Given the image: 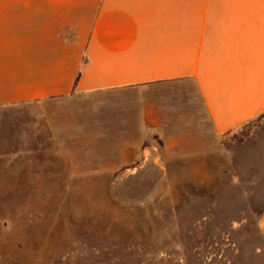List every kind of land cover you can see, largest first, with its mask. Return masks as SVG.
<instances>
[{"label": "crops", "instance_id": "0c3cea01", "mask_svg": "<svg viewBox=\"0 0 264 264\" xmlns=\"http://www.w3.org/2000/svg\"><path fill=\"white\" fill-rule=\"evenodd\" d=\"M24 104L106 166L211 153L264 114V0H0V106Z\"/></svg>", "mask_w": 264, "mask_h": 264}, {"label": "rangeland", "instance_id": "374dc122", "mask_svg": "<svg viewBox=\"0 0 264 264\" xmlns=\"http://www.w3.org/2000/svg\"><path fill=\"white\" fill-rule=\"evenodd\" d=\"M44 113L0 106V264H264V114L206 155L106 166Z\"/></svg>", "mask_w": 264, "mask_h": 264}]
</instances>
